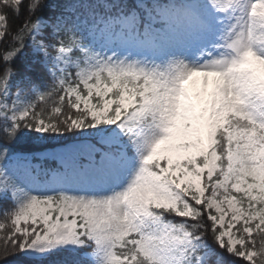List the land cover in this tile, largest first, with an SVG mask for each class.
<instances>
[{"label":"snow or ice","instance_id":"obj_1","mask_svg":"<svg viewBox=\"0 0 264 264\" xmlns=\"http://www.w3.org/2000/svg\"><path fill=\"white\" fill-rule=\"evenodd\" d=\"M0 210L22 264H264V0H0Z\"/></svg>","mask_w":264,"mask_h":264},{"label":"trees","instance_id":"obj_2","mask_svg":"<svg viewBox=\"0 0 264 264\" xmlns=\"http://www.w3.org/2000/svg\"><path fill=\"white\" fill-rule=\"evenodd\" d=\"M0 225H3V227H0V260L4 258V250L7 246L9 248V252L7 253L8 264H22L20 255L11 251L13 239L10 235L11 221L2 214V210H0Z\"/></svg>","mask_w":264,"mask_h":264},{"label":"rangeland","instance_id":"obj_3","mask_svg":"<svg viewBox=\"0 0 264 264\" xmlns=\"http://www.w3.org/2000/svg\"><path fill=\"white\" fill-rule=\"evenodd\" d=\"M196 87H197V88H199V87H200V85H199V84H197V85H196Z\"/></svg>","mask_w":264,"mask_h":264}]
</instances>
